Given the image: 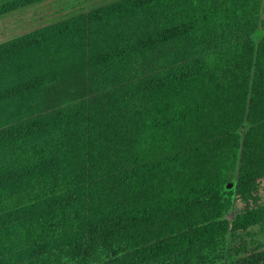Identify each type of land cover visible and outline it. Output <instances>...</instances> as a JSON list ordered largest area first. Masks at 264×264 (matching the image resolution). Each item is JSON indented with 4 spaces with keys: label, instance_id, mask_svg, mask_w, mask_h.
I'll list each match as a JSON object with an SVG mask.
<instances>
[{
    "label": "trees",
    "instance_id": "obj_1",
    "mask_svg": "<svg viewBox=\"0 0 264 264\" xmlns=\"http://www.w3.org/2000/svg\"><path fill=\"white\" fill-rule=\"evenodd\" d=\"M232 174L264 176V0H113L0 43V264L18 226V260L208 264L264 225L222 217Z\"/></svg>",
    "mask_w": 264,
    "mask_h": 264
},
{
    "label": "rangeland",
    "instance_id": "obj_2",
    "mask_svg": "<svg viewBox=\"0 0 264 264\" xmlns=\"http://www.w3.org/2000/svg\"><path fill=\"white\" fill-rule=\"evenodd\" d=\"M8 1L11 0H0V4ZM109 1L113 0H43L2 14L0 15V43ZM262 34V29L258 28L252 35L253 41L257 42ZM73 82L75 81L59 80L54 83L51 95L63 97L69 86L74 88ZM82 86L86 91L85 86ZM246 129V125L242 126L239 134L242 135ZM235 179V174H232L221 193V200L225 206L222 217L229 223L244 209L264 205V176L252 181L246 191L241 194L236 193ZM23 232L24 230L18 226L8 240L10 257L8 264H77L55 250L45 255L42 261L40 259L18 260L16 254L22 247L19 237ZM262 251H264V225H256L242 232L227 234L215 249L207 251L210 256L208 264H264V258L258 254Z\"/></svg>",
    "mask_w": 264,
    "mask_h": 264
}]
</instances>
